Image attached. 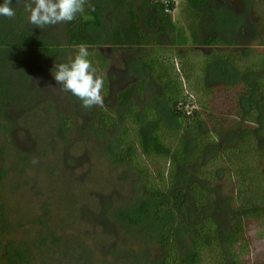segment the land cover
<instances>
[{
  "label": "rangeland",
  "instance_id": "374dc122",
  "mask_svg": "<svg viewBox=\"0 0 264 264\" xmlns=\"http://www.w3.org/2000/svg\"><path fill=\"white\" fill-rule=\"evenodd\" d=\"M168 2L174 5L172 11L165 12L170 23L168 32L159 35L157 22L147 30L146 20L157 14L155 4L168 5ZM212 3L216 10L220 9L219 15L224 21L238 24L233 27L229 22L228 29L225 26L229 34L209 30L213 21L195 17L187 0H89L85 11L100 14L102 42L97 40L95 47L87 49L92 57L101 54L107 60V68L100 75L104 76L109 90L103 91V107L91 110L83 109L70 93L61 92L52 75L54 65L66 62L77 50L65 37V24L40 29L27 22L22 9H17L15 19L0 17V34L6 37L5 41L0 37V91L3 94L0 106L6 110L0 118L2 264H8L9 245L34 246L41 238L46 239L48 251H56L47 259L48 264H62L63 252L78 253L82 246L94 262L104 259L116 264L110 254L104 258L99 255L98 249L109 240L103 227L94 220L97 216L108 220L111 214L136 204L141 199L140 175L133 167L110 160L107 152L113 150L118 132L97 130V114L115 110L118 94L140 82L143 95L134 94L130 106L141 109L160 95L155 83L146 82L138 63L148 56L158 57L174 70L183 85L186 105L182 107L187 112L198 110L199 102L211 101L203 92L204 87L215 85L207 82L203 72L210 56L232 57L241 73L250 69L264 74V0H212ZM13 7H16L15 0ZM130 12L142 17L138 27L150 33L143 35L140 49L134 45L103 43L105 33L111 35L116 28L127 29ZM23 17L25 20L21 23ZM214 35L223 41L229 40L233 46L203 45ZM132 41L135 43V39ZM237 92V88L219 92L220 98L215 104L227 110ZM71 111L76 119L71 131L66 132L62 118ZM229 138H223L221 143L230 141ZM33 158L39 161L35 165L31 163ZM143 165L156 177L154 166L148 161ZM214 185L224 187L221 196L233 194L234 186L227 184L225 177ZM224 200L225 197L220 201L222 209H225ZM222 213L217 214L221 229L226 226ZM109 224L114 226L115 248L128 257V262L156 257V249L151 248L143 229ZM246 236L244 243L235 246V253L247 264H264V222L252 221ZM53 237L57 239L56 245L49 243Z\"/></svg>",
  "mask_w": 264,
  "mask_h": 264
},
{
  "label": "trees",
  "instance_id": "16d2710c",
  "mask_svg": "<svg viewBox=\"0 0 264 264\" xmlns=\"http://www.w3.org/2000/svg\"><path fill=\"white\" fill-rule=\"evenodd\" d=\"M187 5L195 17H208L213 21L211 31L225 35L229 34L226 30L229 22L233 27L238 25L234 21H224L212 0H187ZM155 8L157 14L147 19L145 25L150 30L157 22L159 35H162L168 32L166 28L170 24L165 12L172 11L174 5L156 3ZM128 15L127 29L116 28L111 35L105 33L103 43L134 45L140 49L143 35L150 33L138 27L141 16L132 12ZM21 19L24 23V17ZM64 32L73 48L81 44L95 47L97 40H102L100 14L85 11L75 21L66 23ZM0 37L5 41V35L0 34ZM203 45L233 46L219 35L208 37ZM90 59L98 68V74L107 68L108 62L103 55L92 57L90 54ZM206 61L204 77L215 85L204 87L203 92L211 101L199 102L198 110L184 111L183 85L174 70L172 72L158 57L148 56L138 63L146 82L155 83L160 95L141 109L130 106L134 94L143 95L140 82L118 94L115 110L97 114V130L118 132L113 150L107 152L108 157L115 164L133 167L140 175L141 186V199L131 208L111 214L108 220L102 216L95 218L94 223L103 227L109 240L98 249L103 258L110 254L116 264H247L235 253V246L245 242L252 221L264 222V74L250 69L241 73L233 58L225 55H213ZM106 82L104 91L108 92ZM229 88H237L238 92L232 105L224 110L215 101L220 98L219 92ZM0 109L1 118L6 110L1 106ZM74 116L71 111L62 118L66 132L71 131ZM226 137H230V141L221 143ZM144 161L156 168V177L143 165ZM224 177L227 184L234 186L233 194L221 196L224 187L214 185ZM224 197L225 209H222L220 201ZM220 212L226 219L222 229L217 216ZM109 223L131 230L143 229L151 248L156 249V257L135 258L128 262V257L115 248L114 226ZM37 242L34 246L9 245L8 264H48L47 259L56 251H48L46 239ZM49 243L56 245L57 239L53 237ZM79 248L78 253L63 252L60 262L112 264L100 257L101 262L96 263L83 246ZM3 254L4 247L0 243V264Z\"/></svg>",
  "mask_w": 264,
  "mask_h": 264
},
{
  "label": "clouds",
  "instance_id": "9594fccd",
  "mask_svg": "<svg viewBox=\"0 0 264 264\" xmlns=\"http://www.w3.org/2000/svg\"><path fill=\"white\" fill-rule=\"evenodd\" d=\"M88 2L89 0H15L14 8L13 0H4L0 4V17L15 19L17 9H22L30 25L46 29L75 21L85 13ZM52 75L59 90L76 97L83 109L103 107L105 78L98 74L85 45H79L75 55H70L66 62L56 63ZM38 162L35 158L31 161L34 165Z\"/></svg>",
  "mask_w": 264,
  "mask_h": 264
}]
</instances>
